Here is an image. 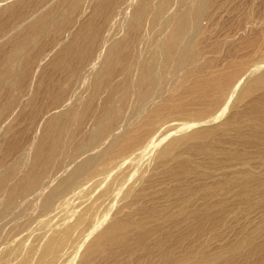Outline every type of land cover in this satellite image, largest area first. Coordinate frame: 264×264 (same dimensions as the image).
Wrapping results in <instances>:
<instances>
[{"label": "rangeland", "instance_id": "obj_1", "mask_svg": "<svg viewBox=\"0 0 264 264\" xmlns=\"http://www.w3.org/2000/svg\"><path fill=\"white\" fill-rule=\"evenodd\" d=\"M95 1L85 0L80 11L73 16L74 24L63 29L62 32L54 31L39 38L29 58V60L32 58L37 60L27 68V60H23L22 69L26 73L17 77L16 87L0 90V110L8 101H15L10 110L3 115L0 114V174L18 167L13 179L14 183L19 182L32 165L33 158H35V146L44 137L50 119L69 108L82 110L88 107L89 109L79 129L74 131L75 134L73 133L68 139L70 143L65 150L68 168L65 165V169L72 171L76 168L75 162L78 165L91 155H101L104 146L109 143L104 141L105 144L102 142L89 147V142H91L89 139L97 130L100 116L104 112L102 110L108 108L106 105L110 101L109 95L111 97L115 92H111L112 88L120 89V85H129L125 96L126 103L123 105V118L119 120L117 126H120L122 133L126 131L125 134L138 132L143 141L131 153H126L122 145L114 151L117 153L118 161H123L128 157L125 163L126 169L123 167L121 171L123 173L118 177L119 182L121 178H125L126 189H121V187L125 188L124 185L118 186V191L123 190L120 191L122 197L120 196L116 201L107 200L104 202L106 208L103 204L100 209V211L103 209L100 215H107L106 226L115 220L123 221V224L127 225L126 228L129 229L127 241L124 245L105 250V254L107 255L108 252L109 255L107 257H92L94 261L90 258L82 262L80 254L77 261L75 257L78 255L76 254L72 255L73 259L72 256H67V258L75 260L76 264L79 262V264L86 262L90 264H167L191 253L192 250L206 258L218 257L221 254L222 261L217 264H264V122L253 121L250 118L255 111L259 114L264 112V98H262L264 90L254 93L248 97L249 100L242 99L246 104L240 99V101L233 100L228 110L230 113H225L222 118L213 123L216 126L222 125L216 132L218 135L216 138L201 139L195 143L194 141L186 142L173 151L171 157L163 161H151L152 158L144 157L142 154L137 158L133 157L134 155L131 156L132 153L140 151L146 143L160 141L167 133L172 132L174 137L179 132L184 134L185 132L177 129L181 127V124H188V121L192 123L203 114H208L203 117L204 120L213 118L223 106L211 107L213 103L211 101L219 95L220 87L228 81L226 73H229V76L231 72L236 73L244 67L249 71L253 66L264 61V0H207L201 16L199 31L192 32L190 35L193 36L192 61L195 63L189 64V70L194 69L195 72L189 77V70L178 75L175 71L173 73L172 68H169L166 75L163 74V79L166 81L160 77L145 100L140 103L138 101L145 87L137 90L134 89L133 83L143 68L155 58L156 46L164 40V35L158 24L153 27L151 20H145L140 31L130 26L136 0H132V3L130 0H120L113 13L109 14V11L107 13L109 9L106 8V12L98 15L94 12ZM22 3L23 0H0V65L4 62V55L18 40L31 37L32 27L30 25L41 18L44 13L54 9L56 17L66 15V7H62V0H24L26 3H23L24 6L20 5ZM90 24L95 25L94 29L96 28L98 33L95 34L94 31V35L87 36L89 29L85 27ZM82 30L86 36L76 39L75 35ZM116 40H125L128 49L125 48V52H122V60L120 55L117 57L118 63L112 67L116 75L111 72V77L104 79L102 87L92 97L93 91L90 89L93 82L92 76H94L92 73L98 71ZM86 46L87 53L83 58L81 49L83 50ZM65 50L67 52H64ZM97 58L100 64L95 62ZM233 63H236L235 67ZM156 73L160 74L159 71H154L153 74ZM185 76L187 77L183 80ZM83 79L86 80L83 81ZM201 80H205L204 85L200 83ZM218 85L221 86L218 87ZM213 93L218 95L214 96ZM115 94L118 93L115 92ZM228 121L230 126L226 124ZM126 122L127 125L130 124L129 127H126ZM146 125L153 128L154 132L146 134L144 130ZM202 126L210 127L207 124ZM165 127L168 129L163 130ZM221 129L224 130L221 131ZM155 135L159 136L157 140ZM201 144L208 147L210 145L211 152H202L199 149ZM107 145L106 151H103L107 153L102 154L104 161L112 153L114 154L111 151V145L109 144L110 147ZM101 147H103L102 150ZM242 160L246 163L244 164ZM145 161H149L150 164L147 162L145 165ZM140 162L144 166L140 167L142 165ZM134 164L136 167L133 166ZM132 168L136 170L133 171ZM138 170H140L139 174ZM131 175L137 176H134L133 182H131ZM54 177L52 176L47 182H53ZM8 185L0 193V216L4 215V218H0V254L2 253L0 264H11L6 249L14 252L16 250L17 254L21 253L24 247L22 248L20 243L23 237L29 236L25 231L31 229L30 223L35 224L41 218L39 215L42 199L36 196L34 200L33 197L18 198L13 208L6 210L7 190L13 183ZM120 193L118 192L119 195ZM57 198L56 202L60 200V196ZM109 201L111 205L116 202L115 206H111ZM73 202L76 203V201ZM75 203H69L70 206L73 204L70 211L72 208L76 211L79 207V203ZM109 210L112 212L110 213ZM136 224L145 226L137 230ZM30 244L34 245L33 248L38 246V242L36 243L33 239ZM143 245L145 249L142 248ZM72 260H69L71 264L73 262L75 264ZM8 261L10 263H7Z\"/></svg>", "mask_w": 264, "mask_h": 264}, {"label": "bare ground", "instance_id": "obj_2", "mask_svg": "<svg viewBox=\"0 0 264 264\" xmlns=\"http://www.w3.org/2000/svg\"><path fill=\"white\" fill-rule=\"evenodd\" d=\"M84 1L85 0H62V2H63L62 7L63 6L66 7V15L65 16L56 17L55 10L53 9L51 11H48L46 14L44 13V15L41 18H39V19L37 18L38 20L35 19L36 22H33L32 25H30L32 27L31 37L28 39L25 38L22 40H18V42L7 52V54L4 55L5 57H3L4 62L2 60L3 64L0 65V90L1 91H3V88L16 87L17 77L20 74L26 73V71H24V69H22V64H23L22 61L27 60V62H26V68H27V67L31 66V64H34L35 60H37L36 58L35 59L32 58L33 60L32 59L29 60L30 52L32 51L34 46L37 44V40L47 33H51L54 31H56L57 33L62 32L63 29L74 24L75 20L73 19V16L76 15V13H78L80 11L82 3ZM94 1L95 0H93V2ZM119 1L120 0H96L94 12H96L98 15V14L104 12L105 10L109 9V10H107V13L109 11V14H111L114 12V8H115L116 4H118L117 2H119ZM131 1L132 0H130V2ZM206 1L207 0H176V2H177V4H176V2L174 0H136V5L134 7V11H133V14H132V17L130 20V26L132 28H134L135 30L140 31V29L143 25V22L145 20H151L153 27L155 24H158L160 26L161 33L164 35V37H163L164 40L156 46L155 58L152 60L151 63H149L148 65H146L143 68V70L138 75L137 80L135 81V83H133L134 89L136 88L137 90H139L141 87H145L144 93L139 98V101H138L139 103L143 102L145 100V97L149 94V92L151 91L153 86L156 85L157 80L160 77L163 79V74L166 75L167 70L169 68H172L173 73L175 71V72H177L178 75H182L179 73H181V72L185 73V72H187V70H189V64L193 62L192 60H193V56H194V46H193V42H192L193 36H190V35L192 32L196 33L199 31V26H200V22H201L200 20H201L202 13H203L205 5H206ZM23 3H24V0H23ZM23 3L20 5L24 6ZM24 4H26V3H24ZM132 7H133V5H132ZM174 7H176V8L174 9ZM108 16L109 15H107V17ZM93 25L90 24V25H88V27L87 26L85 27V29H87V28L89 29V31L87 30L88 31L87 33L89 34L87 36L94 35V31H95V34L98 33L95 30L96 28L94 29L95 25L94 26ZM156 27H157V25H156ZM152 30H153V28H152ZM83 32H84L83 30L79 31L75 35V38L78 39L79 37L86 36ZM152 33H153V31H152ZM194 33H193V35H194ZM121 35H122V33H121ZM126 44L127 43L125 42V40H120V41L116 40L113 43L112 47L109 49L107 56L102 61L101 66L98 69V71H96L94 74L91 72L92 75H94V76H92L93 82H92V87L90 88L93 91L92 95H91L92 97L95 96L96 92L99 91L98 89H100L102 87L104 79L106 77L110 76V74H112L114 72L112 67L118 63L117 57H119L121 55V60H122V52L123 51L125 52ZM105 46H107V45H105ZM127 47H129V46H127ZM104 48H106V47H104ZM126 49H128V48H126ZM106 51H108V50H106ZM64 52H67V51L65 50ZM81 52H82V57L85 58L84 54L87 53V46L85 48H83V50L81 49ZM37 57H38V55H37ZM98 57H100L99 54H98ZM63 59H64V57H63ZM82 59H80V60H82ZM95 60H96V58H95ZM95 62L99 63L98 58H97V61H95ZM40 63H42V62H40ZM94 63H93V65H94ZM193 63H195V62H193ZM242 63L245 64L246 62L245 63L242 62ZM234 64H236V63H233V66H234ZM23 66H25V65H23ZM38 66L40 67V65H38ZM246 66H248V64H246ZM193 68H191V69H193ZM245 68L246 67H244L240 70H237L236 73L231 72L229 76H228L229 73H226L228 81L225 80L226 82H225L224 86L218 85V87L221 86L220 87L221 88L220 93L218 92L219 95L216 93V95H218V96L215 98L212 96L214 99H213V101H211V102H213L211 104V107L212 106H215V107L218 106L219 107L220 105H222L223 107L221 106L222 109L219 110V113H217L215 116L213 115L214 116L213 118L210 117L211 115L209 114L210 118H208V120H204L203 117L208 115V114H203V115L199 116L197 119H195V121H193L192 123L187 120L189 122L188 124H185V125L181 124V127L177 128L181 132L182 131L185 132L184 134H180V132H179L180 135L178 134L177 136L174 137L172 132L166 130L170 133L165 134L164 137L160 139V141L146 143L140 151H138L137 153L136 152L132 153L131 156L134 155L133 157L137 158L138 155L142 154L144 157L148 156V157L152 158V160L149 158L148 159L149 161L150 160L151 161H153V160L163 161V160H166L167 158L171 157L173 151L180 148L186 142L192 143L194 141V143H195L199 140L201 141V139L202 140H204V139L210 140V138H212V139L214 137L216 138V136H218V135H216V132H217V130H220L219 127L222 125L219 123L220 125L216 126L214 124L215 125L214 126L213 123L217 122L220 118L223 117V115H225V113L229 112L228 110L230 109L232 102H234L233 100H239L240 99L241 101H244L242 99H245V98L248 99V97L252 96L254 93H260L261 91L264 90V61L253 66L251 69H249V71L245 70ZM246 69H248V68H246ZM129 70H130V67L128 68V71ZM73 71H75V70H73ZM139 71H140V69H139ZM154 71L155 72L159 71L160 74L158 75L156 73L154 75L153 74ZM189 71L190 72L188 73V76L190 77V75H193L195 70L193 69V70H189ZM244 71H246L244 73V75L240 76ZM75 72H74V74H77ZM89 72H88V74H89ZM171 73L172 72H170V74ZM113 74L116 75V71ZM73 75H72V78H73ZM218 75H220V73ZM186 77L187 76H185L183 78V80ZM113 78H114V75L112 76V79ZM178 78H181V76L180 77L178 76ZM90 79H91V77H90ZM85 80L83 79V81H85ZM164 80L165 79H163V81ZM176 80H179V79H176ZM108 81H109V79H108ZM187 81H188V79H187ZM204 81L205 80H201L200 83L202 85H204ZM173 82L175 83V81H173ZM189 82H191V81H189ZM160 84H161V80H160ZM177 85H175V87ZM172 86H173V84H172ZM128 87H130V86L129 85H126V86L120 85V89H118V88L115 89L113 87L114 90H113V88H112V91L110 90L111 92L115 91L118 94H115V92H114L113 96L110 97V95H109L110 105H109V103H107L108 102L107 101L106 103L109 106L106 105V107H108V108L102 110V112L103 111L104 112L102 113V116H100L101 119L98 122V125H97L98 127H96L97 130L95 129L96 132L90 138L91 140L89 139V141H91V142H89L90 145L88 143L89 147L96 146V145L105 141L106 143H109L111 145L112 150L111 149L110 150L113 152L118 147H120L122 145V146H124L123 150H125L126 153H131V151L143 141L142 136L138 132H130V133L125 134L126 131L124 133H122V131L119 129L120 126L119 125L117 126V123L119 122V120L121 121V119L123 118V105H124V103H126V97L125 96H126V90L128 89ZM36 89H37V87H36ZM216 91H218V90H216ZM178 92H180V91L178 90ZM216 95L214 94V96H216ZM262 98H264V97L262 96ZM54 101H56V100H54ZM120 103H122V104H120ZM238 103L241 104L240 102H238ZM244 103H245V101H244ZM14 104H15V101H13V100L8 101L1 108L0 114L3 115L6 111L10 110ZM144 104H145V102H144ZM260 104H261V102H260ZM237 106H239V105H237ZM67 107H68V105H67ZM69 107H70V105H69ZM232 108H234V107H232ZM88 109H89L88 107L83 108L82 110H76L73 108H69L66 111H64L62 114L54 116L50 119V122L47 126V130H46L44 137L35 146V150H34L35 158H33L34 160L32 162V165L29 167V169H27V171L24 173L23 177L21 178V180L19 182L14 183V179H13L16 175L18 167H15V168L11 169L10 171L9 170L3 171V173L0 174V193L2 192L3 188L6 185L13 183V185L8 187V190H7L6 210L12 209L13 208L12 206L14 205L15 201L21 197H27V198L33 197V200H34L35 199L34 197L36 196L37 198L42 199L41 200V206H40L41 212L39 215L41 218L38 217V218H40L38 220L39 222L36 221L37 223L35 222V224H31V223L29 224V226H31V229L30 228H28V229L32 230V228H33V230H32V232H30V230L25 231L26 233L28 232L27 234H29V236L27 237L25 234L26 237H23V239H22L23 241H21V243H20L22 245V248L24 247L22 249L21 253L19 252V254H17L16 250L14 252V251H11L9 249H6L7 243L5 244L6 246L4 245L5 249L8 250L7 255H9L8 258H9V261L11 260V264H71V262L69 260H72L74 258L73 256L75 254L78 255L75 257L76 261H77V258L79 257V254H80V256L82 258L81 260H82V262H84L85 260L87 261V259H90V258L92 259V257H94V258L97 256H99V257L101 256L102 258L107 257L108 252L106 255L105 254L106 252H104L105 250H108V249L111 250L114 246L124 245V243H126V241H127L128 230H129V229L127 230V228H126L127 225L123 224V221L118 222L115 220V221H112L108 226H106V224H107L106 222L108 220L107 215L106 214L100 215L101 211L103 210L102 209L100 211V209H101L102 205L104 204V202H106L107 200L110 199L112 201L114 199L116 201V199H119L120 196L122 197L120 191H123L126 189V186L124 185L125 178H121V176H120L121 179L119 182L118 177H119V174L121 175L123 173V172H121L123 167L126 169L127 165L125 163H126V159L128 157H126V159H123V161H118L117 160L118 157H116L117 153L114 152V154L113 153L111 154V152H110L111 155L109 156V158L107 160L104 161L103 160L104 157L102 158V156H103L102 154L107 153V152H103L106 149V145H107L106 144L104 146V148L103 147L100 148L101 150L103 148V150L101 151L102 152L101 155H93L92 156L89 153L91 156L89 155L90 157L88 159L81 161L78 165L75 162L76 168L74 170L72 169V171H70V170L65 169V165H66L65 150L70 143V142L68 143V139L71 135H73V133L75 134L77 129H79L78 127L80 126V123L83 122L82 120H84L83 119L84 116L88 115ZM140 109L142 110V108H140ZM248 109L249 108H247V110ZM251 109H253V108H251ZM211 112H212V110H211ZM260 112H262V111H260ZM139 115H140V113H139ZM250 118L253 121L264 122V112L259 114L257 111H255L251 114ZM224 119H225V117H224ZM181 122H182V120H181ZM219 122H221V121H219ZM230 122H231V120H230ZM203 124L204 125L207 124L210 127H206V126L204 127V126H202ZM226 124L227 125L229 124L228 126H230L229 121ZM126 125H127V122H126ZM128 125H130V124H128ZM128 125L126 127H129ZM197 126H202V127L198 128ZM167 127H165L163 130L168 129ZM224 127H226V126H224ZM144 128H145L144 130H146V132H147L146 134H150V133L154 132V129L151 128L150 126L146 125V127H144ZM226 128H228V127H226ZM121 129H123V128H121ZM127 130H128V128H127ZM160 130H162V129H160ZM222 130H224V129H221V131ZM226 130H228V129H226ZM175 133H177V132H175ZM157 135H155L156 140L159 137V136L157 137ZM174 135H176V134H174ZM105 142H104V144H105ZM104 144H102V145H104ZM109 144L107 145L108 147H110ZM161 144H163V145H161ZM85 145H84V147H85ZM88 145H86V146H88ZM203 145L201 144V145H199L200 148L198 147L202 152H206V153L211 152L212 148H210V145H209V147L207 145H204V146ZM194 146H196V145H194ZM196 149H197V147H196ZM133 157H132V159H134ZM245 159H246V157H245ZM149 161H147L148 164H150ZM147 162L145 163V165L147 164ZM242 162H244V164L246 163L244 160H242ZM132 163H134V162H132ZM135 163H136V161H135ZM133 166L136 167L135 164ZM137 166L139 167V165H137ZM142 166H144V165L143 164L140 165V167H142ZM145 167H148V166H145ZM66 168H68V166ZM135 170L133 169V171H135ZM140 170H142V168H140ZM140 170L137 171L138 174L140 173L139 172ZM61 171H62V173H61ZM129 171H130V169H129ZM244 171H245V169H244ZM137 172H136V174H137ZM241 172H242V170H241ZM59 174H61V175H59ZM145 175L147 177V174H145ZM52 176H55L53 178L54 179L53 182L48 183L47 181L50 178H52ZM134 176L135 175L132 176L131 182H133L134 181L133 179H135V177H137V176H135V177ZM130 179H128V180H130ZM238 179H240V178L238 177ZM53 183L54 184L56 183V184L53 185ZM129 184H130V182H129ZM138 184L139 183H137V185ZM44 185L47 187V189ZM123 185L125 186V188L121 187V189H123V190L118 191V186H123ZM132 191L134 193V189ZM118 192L120 193V195L118 194ZM59 196H60V200L58 202H56V198ZM73 201H76V203H79V207L77 208L76 211H74L73 208L70 211V209H71L70 207H72L73 204H71L72 206H70L69 203L70 202L75 203ZM109 203H110V201H109ZM112 203H114V202H112ZM114 204H116V202ZM114 204H112V205H114ZM110 205H111V203H110ZM22 206H23V204H22ZM37 206H38V204H37ZM104 206H105V204H104ZM74 207H76V206H74ZM105 208H106V206H105ZM109 208H110V206H109ZM116 208H117V206H116ZM38 209H39V206H38ZM31 212H35V211H31ZM36 212H37V210H36ZM111 212H112V210L110 211V213ZM70 213H72L71 216H69ZM5 214H7V213H5ZM148 214H149V212H148ZM3 216L4 215L0 216V218H2ZM108 217L110 218V216H108ZM34 218H36V217H34ZM144 226L141 224L140 225L136 224L135 228L137 230H139L141 228H144ZM7 230H8V228H7ZM21 236H22V234H21ZM21 236H18V237L20 238ZM150 238H148V239H150ZM32 239L36 243L38 242V246H36V248H33L34 245L32 244L33 246H31V244H30ZM13 244H16V243H13ZM13 244H11V245H13ZM143 247H144V245L142 246V248ZM16 249H18V248H16ZM143 249H145V248H143ZM229 249H230V247H229ZM146 250H147V248H146ZM104 254H105V256H103ZM5 255H3V256L5 257ZM220 255H218V257L206 258V257H201L197 251L194 252L191 250V253L189 252V254L184 255L182 258L179 257L180 259L172 260L171 262H169L167 264H217L219 261H222L220 259V258H222V256L220 257ZM67 256L68 257L72 256V259H68ZM9 261L7 263H10ZM73 261H75V260H72V262ZM76 261H75V264H76ZM92 261H94V259H92ZM92 261H91V263H92ZM84 264H90V262H86Z\"/></svg>", "mask_w": 264, "mask_h": 264}]
</instances>
